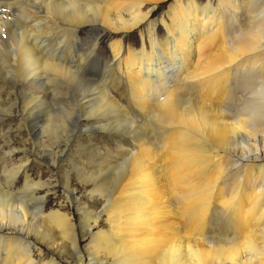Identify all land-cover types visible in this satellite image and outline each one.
<instances>
[{
    "label": "bare ground",
    "instance_id": "obj_1",
    "mask_svg": "<svg viewBox=\"0 0 264 264\" xmlns=\"http://www.w3.org/2000/svg\"><path fill=\"white\" fill-rule=\"evenodd\" d=\"M1 102L0 264H264V0H0Z\"/></svg>",
    "mask_w": 264,
    "mask_h": 264
},
{
    "label": "rangeland",
    "instance_id": "obj_2",
    "mask_svg": "<svg viewBox=\"0 0 264 264\" xmlns=\"http://www.w3.org/2000/svg\"><path fill=\"white\" fill-rule=\"evenodd\" d=\"M101 55L106 56L104 51L101 52ZM5 104L6 103L1 102L0 106L5 107ZM20 104L25 106L24 103H20ZM10 116L11 118H14L15 115H10ZM87 134L88 133H83L81 137L76 141V143H73L70 146L67 154L59 160V164L56 167V169H52L51 166L47 165L46 163L44 164L43 162H40L39 160H33L32 161L33 163L30 166V175H32L33 177H37V171L38 172L42 171V174L45 177H55L53 179L54 180L56 179L54 181L56 183L59 178H60L59 180L65 177L72 179V180L74 179L75 180L74 185L78 191L77 195L81 203L80 207L90 205L92 203L91 199H93L92 198L93 194L89 192V189L84 190L80 182L78 180L76 181V178H78V175H79L78 173H81L80 169H88L90 167L89 164L90 163L92 164L93 161H98V160L102 161L104 156L106 157L107 155L106 153L107 150L112 147V143L107 142L105 139H100L102 137L90 138V136L87 137ZM62 139L64 138L61 135L60 136L51 135L50 137L48 136L43 137L42 142L44 141L45 145L43 144V146H41L42 151L40 152L39 156L47 159L48 157L47 153L49 149H51V144L59 140L61 141ZM25 140H27L28 143L33 142L31 138L29 139V132L27 131H22L19 134L17 132V129H12V131L5 130L4 132H0V146L2 147L5 146V144L11 143V142L14 143V146L21 147ZM81 147H83V149L86 151L82 152L83 149ZM97 153L98 154L101 153L103 156L100 154L101 157L98 158ZM79 164H80L79 166L80 169L77 168ZM53 199H56V198H53ZM53 199L51 200L54 202ZM40 239L41 240L39 241V245H46L50 242L49 237L48 238L42 237ZM45 242L47 243L45 244ZM59 260L66 262L70 260V257L66 253L59 254Z\"/></svg>",
    "mask_w": 264,
    "mask_h": 264
}]
</instances>
